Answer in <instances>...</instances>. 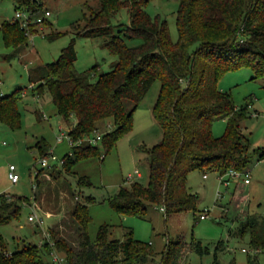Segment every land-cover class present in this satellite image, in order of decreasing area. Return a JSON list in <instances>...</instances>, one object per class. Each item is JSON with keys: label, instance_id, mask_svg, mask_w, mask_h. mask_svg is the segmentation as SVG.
<instances>
[{"label": "trees", "instance_id": "obj_1", "mask_svg": "<svg viewBox=\"0 0 264 264\" xmlns=\"http://www.w3.org/2000/svg\"><path fill=\"white\" fill-rule=\"evenodd\" d=\"M10 1L14 10L37 15L46 10L40 1ZM147 1L98 0L96 10L83 14L77 34L102 37L103 47L116 56L111 68L96 74L94 81L90 80L94 66L84 71L74 68L75 52L70 43L36 78L29 79L28 85L33 95L49 94L73 140L96 131L98 121L112 120L113 129L102 133L99 141L103 153L96 144L81 143L70 148L71 156L61 158V169L69 172L71 164L80 159L103 158L131 130L134 109L158 80L151 114L161 129V138L150 147L140 148L146 154L147 182L120 185L108 201L119 215L142 217L145 206L152 205L162 207L165 217L190 211L196 220L197 196L186 186L188 172H216L219 177L228 170L243 172L251 158L248 139L240 128L246 107H236L231 95L217 83L226 72L244 67L250 69L251 80L264 79V0H176L175 41L169 37L165 20L146 13ZM121 8L128 11L129 23L114 26L110 19ZM46 23V19L41 22ZM0 31L5 46L17 47L26 41L24 29L16 21L4 20ZM123 38H137L139 43L129 47ZM22 91L15 89L0 96V121L10 127L19 125L17 101ZM71 116L73 123L69 122ZM218 119L225 121V128L214 136L211 128ZM37 146L40 156L45 155L44 142L38 141ZM258 158H264V151ZM77 184L86 186L89 181L79 176ZM93 200L86 196L83 203L75 201L67 221L48 228L55 249L67 263L138 264L152 259L155 252L133 238L129 228L122 239H110L109 225L103 224L90 239L87 204ZM22 202L28 200L0 195V223L16 217ZM69 228L73 232H67L66 237L63 231ZM238 232L248 235L250 248L264 251V217L247 216ZM192 243L199 253L205 251L199 241ZM5 245L0 238V264H51L46 242L38 247L22 242L11 251ZM186 245L181 238L165 242L158 264H179ZM255 253L247 256L246 264H257Z\"/></svg>", "mask_w": 264, "mask_h": 264}, {"label": "rangeland", "instance_id": "obj_2", "mask_svg": "<svg viewBox=\"0 0 264 264\" xmlns=\"http://www.w3.org/2000/svg\"><path fill=\"white\" fill-rule=\"evenodd\" d=\"M35 1H40L50 15L45 18L48 23L34 26L24 34L25 43L17 47L5 46L0 31V96L15 89L23 90L17 101L18 127H10L0 121V194L26 198L29 204L34 201L39 214L48 216L44 217L43 228H37L27 220L30 212L28 203H20L18 215L0 223V238L5 242L6 249L11 251L22 242L38 247L41 229L43 231L61 220L65 221L73 203H83L85 197L90 196L94 199L87 204L90 239L95 237L98 227L103 224L109 225L110 239H122L124 231L129 228L133 238L148 244L155 252L152 259L138 264H158L165 242L177 238L188 245L179 264H246V258L253 255V250L249 246L248 235L240 234L239 227L247 216L264 217V158H258V153L264 151V79L251 80L250 69L244 67L226 72L217 83L221 90L231 95L237 107H246V117L241 121L240 128L248 139L251 153L246 168L249 184H244L243 175L231 177L226 183L216 172L205 173L206 178L203 179L201 172L192 170L187 174L186 186L197 195L196 220H193L190 211L165 217L158 207L152 205L145 206L142 217L119 215L110 206L109 197L120 185L126 186L134 180L146 184V154L136 148L140 144L150 147L161 138V129L151 117L159 81L152 82L134 109L131 130L123 134L103 158L86 157L72 163L69 172L62 170L59 160L72 153L66 141L57 142L56 137L60 130L66 132L68 126L56 114L49 94L33 95L28 80L36 78L43 66L56 60L61 49L70 43L75 52L74 68L77 71L94 66L90 75L92 81L96 74L111 68L116 56L103 47L102 37L77 34L82 26L83 14L87 16L90 10H96L98 0ZM176 9V0H148L144 6L149 16L165 20L171 41L177 38ZM14 12L10 0H0V24L4 20L10 21ZM110 22L114 26L128 24L126 8H121ZM123 39L129 47L139 43L137 38ZM69 122H74L72 116ZM96 128L101 134L109 132L113 129L112 120L102 119L96 123ZM224 128L225 121L218 119L212 124V134L219 136ZM38 141H43L47 147L45 151H51L57 160L50 162V166L35 177V170L40 169ZM96 146L103 153L101 142H97ZM10 164L18 175L15 183L7 177ZM135 169L140 176L136 178L133 175L128 180L126 177ZM57 170L60 172L55 173ZM79 176L87 177L89 185H78ZM202 213L205 217L200 219L198 215ZM67 232L71 234L73 229L63 231L66 237ZM197 241L205 251L199 253L192 247V242ZM242 248L247 251H242ZM255 255L256 263L264 264V251H257Z\"/></svg>", "mask_w": 264, "mask_h": 264}, {"label": "built area", "instance_id": "obj_3", "mask_svg": "<svg viewBox=\"0 0 264 264\" xmlns=\"http://www.w3.org/2000/svg\"><path fill=\"white\" fill-rule=\"evenodd\" d=\"M50 15V12L48 10H42V12L40 14H31L30 12H23L20 11L19 9H16L14 12V16L12 17V19L9 22H18L20 28L24 29V33L27 34L29 32V28L34 25V26H39L41 24V22ZM101 133L97 132V131H93L92 134L90 135H84L81 138H77V139H72L71 136L68 134V129L66 132H63L60 130L59 134L56 137V141H63L65 140L67 145L69 146V148L73 147L74 145H79L81 143H87L90 145H95L97 142L100 141L101 138ZM57 158L56 156L51 152V151H46L45 155L41 156L39 159V166L40 169L35 170V177L38 176V174L41 172L42 169L50 166V162L56 161ZM62 160H59V164L61 165ZM14 166L13 165H8V171H7V177L8 179L12 182L15 183L18 180V175L14 172ZM139 176L138 174V170L135 169L133 171V174H128V176L126 177L128 180H130L132 178V176ZM229 177H239L240 175H243V182L244 183H248L249 181V171L245 170L243 172H239L236 170H228L227 173L225 174ZM224 175V176H225ZM224 176H220V180L223 182H226V180L223 178ZM203 177H205V175H203ZM3 195L7 198H9L11 195L9 194H0ZM29 207H30V212L27 215V220L30 221L31 223H33V225H35V227L37 228H43V224H44V217H47L48 215H41L38 212V207L35 204V202L33 201L32 203H28ZM161 210H163V208H160ZM200 219L204 218L205 215L202 213L199 215ZM40 242H46L48 247H49V260L51 262V264H68L65 257L63 256L62 253L58 252L55 249L54 243L53 241L50 239V235L48 232V229H41V240ZM242 251H247L246 249L242 248ZM253 253L256 252L255 249H252Z\"/></svg>", "mask_w": 264, "mask_h": 264}, {"label": "crops", "instance_id": "obj_4", "mask_svg": "<svg viewBox=\"0 0 264 264\" xmlns=\"http://www.w3.org/2000/svg\"><path fill=\"white\" fill-rule=\"evenodd\" d=\"M237 107V106H236ZM257 112H255V114H256ZM151 117H152V114H151ZM152 119H153V117H152ZM154 120V119H153ZM155 121V120H154ZM157 124V123H156ZM143 146V144H140L139 146H137V148H136V150H140V148ZM129 174H131V173H129ZM132 174H133V172H132ZM138 174H139V176H140V173H139V171H138ZM203 175H205V174H202V178L204 179V178H206V175H205V177H203ZM135 176V175H134ZM139 176H135L136 178H138ZM225 180H226V183H228V179L229 178H231V177H229V176H227V175H225L224 177H223ZM134 181H136V180H134ZM250 183V181H248V183H244V184H249ZM197 196V195H196ZM158 209L160 210V211H162L163 212V210H161L160 209V207H158ZM200 215V214H199ZM199 215H198V217H199ZM200 218V217H199ZM194 220V219H193Z\"/></svg>", "mask_w": 264, "mask_h": 264}]
</instances>
